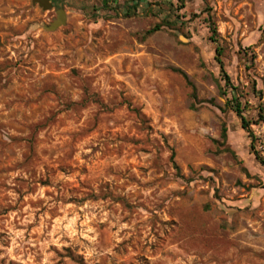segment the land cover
Segmentation results:
<instances>
[{
	"label": "rangeland",
	"instance_id": "obj_1",
	"mask_svg": "<svg viewBox=\"0 0 264 264\" xmlns=\"http://www.w3.org/2000/svg\"><path fill=\"white\" fill-rule=\"evenodd\" d=\"M52 1L0 0V264H264V0Z\"/></svg>",
	"mask_w": 264,
	"mask_h": 264
},
{
	"label": "trees",
	"instance_id": "obj_2",
	"mask_svg": "<svg viewBox=\"0 0 264 264\" xmlns=\"http://www.w3.org/2000/svg\"><path fill=\"white\" fill-rule=\"evenodd\" d=\"M147 0H126L124 3V15L125 16H131L132 14L135 13V11L137 10V8ZM110 2L114 3V4H119L118 0H103V6L104 7H108L110 6ZM184 5L182 4L180 7H177L176 9H174V4L173 3H169V7L168 9H166V14L164 19H163V23H159L154 25L149 32H156L158 30H161L165 25H170L172 23H174V19L173 15H176L177 19H180V15L177 13L181 8H183ZM208 22L211 26V31H212V40L217 43V47H216V59L220 65L221 68V72L223 73L224 79L227 82V86H231V81H230V77L229 75L226 73L225 68H224V63L223 60L221 58V48L220 45L218 44L219 40L216 37L218 35V31L217 28L215 26V23L211 17V15L208 16ZM231 88L233 90H235V87ZM227 105L232 106L233 110L236 112V114L240 117L241 119V123H242V127L244 129H246L250 136L252 137V141L254 142V135H253V131L250 128V122L249 120L246 118V116L243 114V108H242V103L241 101H239L237 93L234 91L233 92V96L231 99H227ZM223 137L226 139L227 138V132H226V128L223 129ZM252 146L254 147V143H252ZM260 158V157H258Z\"/></svg>",
	"mask_w": 264,
	"mask_h": 264
},
{
	"label": "water",
	"instance_id": "obj_3",
	"mask_svg": "<svg viewBox=\"0 0 264 264\" xmlns=\"http://www.w3.org/2000/svg\"><path fill=\"white\" fill-rule=\"evenodd\" d=\"M33 4H38L43 9H52L54 3L52 0H32ZM66 15L63 8L57 9V18L47 27L48 30H55L65 23Z\"/></svg>",
	"mask_w": 264,
	"mask_h": 264
}]
</instances>
